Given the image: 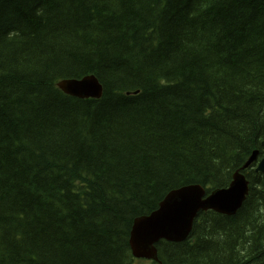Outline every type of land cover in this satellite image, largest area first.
<instances>
[{"label":"trees","instance_id":"1","mask_svg":"<svg viewBox=\"0 0 264 264\" xmlns=\"http://www.w3.org/2000/svg\"><path fill=\"white\" fill-rule=\"evenodd\" d=\"M95 75L99 99L62 92ZM264 156V0H0V264H135L175 188ZM159 264H264V173ZM137 264V263H136Z\"/></svg>","mask_w":264,"mask_h":264},{"label":"water","instance_id":"2","mask_svg":"<svg viewBox=\"0 0 264 264\" xmlns=\"http://www.w3.org/2000/svg\"><path fill=\"white\" fill-rule=\"evenodd\" d=\"M57 86L65 93L79 98H99L103 93L101 83L93 74L62 79L57 82ZM256 154L257 150L253 151L243 168ZM256 170L264 171V158ZM247 184L244 176L235 172L226 187L215 188L207 195L198 184L170 190L158 203L157 208L133 219L128 238L133 256L156 259L155 243L160 239L172 242L184 240L199 211L213 210L233 215L245 199Z\"/></svg>","mask_w":264,"mask_h":264},{"label":"rangeland","instance_id":"3","mask_svg":"<svg viewBox=\"0 0 264 264\" xmlns=\"http://www.w3.org/2000/svg\"><path fill=\"white\" fill-rule=\"evenodd\" d=\"M137 264H151L150 262H148V261H144V260H142L140 263L139 262H136ZM135 263V264H136Z\"/></svg>","mask_w":264,"mask_h":264},{"label":"bare ground","instance_id":"4","mask_svg":"<svg viewBox=\"0 0 264 264\" xmlns=\"http://www.w3.org/2000/svg\"><path fill=\"white\" fill-rule=\"evenodd\" d=\"M232 176H233V174H232ZM231 180H232V178H231ZM229 183H230V182H229ZM229 183H228V184H229ZM184 186H186V185H184ZM181 187H182V186H181ZM225 187H226V186H225ZM178 188H180V187H178ZM219 188H223V187H219ZM175 189H177V188H175Z\"/></svg>","mask_w":264,"mask_h":264}]
</instances>
